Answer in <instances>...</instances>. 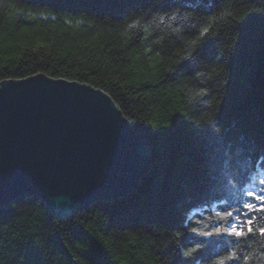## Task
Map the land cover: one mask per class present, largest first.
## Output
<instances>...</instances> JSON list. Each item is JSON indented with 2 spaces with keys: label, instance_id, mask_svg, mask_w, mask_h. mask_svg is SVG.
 Segmentation results:
<instances>
[{
  "label": "trees",
  "instance_id": "1",
  "mask_svg": "<svg viewBox=\"0 0 264 264\" xmlns=\"http://www.w3.org/2000/svg\"><path fill=\"white\" fill-rule=\"evenodd\" d=\"M36 73L105 91L150 163L65 216L0 207V264H264V208L246 236L214 232L264 204L245 195H264V0H0V81Z\"/></svg>",
  "mask_w": 264,
  "mask_h": 264
},
{
  "label": "water",
  "instance_id": "2",
  "mask_svg": "<svg viewBox=\"0 0 264 264\" xmlns=\"http://www.w3.org/2000/svg\"><path fill=\"white\" fill-rule=\"evenodd\" d=\"M149 145L90 84L36 73L0 81V207L36 195L65 216L133 189Z\"/></svg>",
  "mask_w": 264,
  "mask_h": 264
},
{
  "label": "snow or ice",
  "instance_id": "3",
  "mask_svg": "<svg viewBox=\"0 0 264 264\" xmlns=\"http://www.w3.org/2000/svg\"><path fill=\"white\" fill-rule=\"evenodd\" d=\"M204 32H207V29H204ZM261 184H264V180L261 181ZM260 191H264V189H261ZM245 195L254 197V200L264 202V195H260L255 191H249L245 193ZM242 208L247 209V212L241 211L240 209H236L234 211L217 212L216 217L219 219V221H225L229 218L231 219L228 223V226L221 224L220 226L214 228V232L216 234H234L235 237L246 236L248 233H252L255 217L253 216L252 218H248V213L252 212L253 210H261L264 208V204L257 205L254 201H248L243 203ZM245 228L247 229L246 232ZM193 231H195V229H193ZM258 231L261 236H264V227H260ZM205 235H212V233H206ZM185 255H191V253H185ZM235 258H237V253L233 252L224 259L220 260L219 264H225L226 260L231 261ZM247 259L248 257H244V260Z\"/></svg>",
  "mask_w": 264,
  "mask_h": 264
},
{
  "label": "rangeland",
  "instance_id": "4",
  "mask_svg": "<svg viewBox=\"0 0 264 264\" xmlns=\"http://www.w3.org/2000/svg\"><path fill=\"white\" fill-rule=\"evenodd\" d=\"M262 180H264V179H261V181H262ZM261 181H259V183H258V184H261ZM263 185H264V184H263Z\"/></svg>",
  "mask_w": 264,
  "mask_h": 264
}]
</instances>
